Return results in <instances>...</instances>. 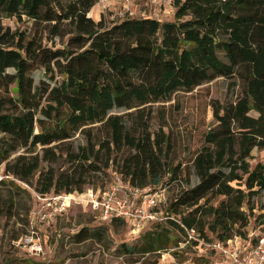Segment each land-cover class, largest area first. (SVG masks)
<instances>
[{"label": "trees", "instance_id": "16d2710c", "mask_svg": "<svg viewBox=\"0 0 264 264\" xmlns=\"http://www.w3.org/2000/svg\"><path fill=\"white\" fill-rule=\"evenodd\" d=\"M96 1L0 0V20L24 18L32 30L29 37L0 31L4 175L35 196L80 192L86 178L100 172L162 191L156 187L177 180L181 163L170 133L150 131L145 110L216 78L234 79L238 94L209 102L212 123L187 159L197 182L166 199L164 219L119 249L131 257L180 248L187 230L204 242L233 236L253 242L264 232L247 228L251 199L264 201V162L248 163L253 149L264 151V0H171L169 19L126 13L95 21L88 12ZM44 32L65 39L47 47ZM38 70L43 78L34 85ZM113 108L124 115L108 114ZM75 133L84 139L76 149L70 142ZM58 160L65 168L55 172L50 164ZM258 210L254 219L262 224L264 206ZM115 223L125 225L118 218L106 225ZM99 228L82 226L72 238L89 240ZM193 256L195 264L212 258Z\"/></svg>", "mask_w": 264, "mask_h": 264}, {"label": "rangeland", "instance_id": "374dc122", "mask_svg": "<svg viewBox=\"0 0 264 264\" xmlns=\"http://www.w3.org/2000/svg\"><path fill=\"white\" fill-rule=\"evenodd\" d=\"M136 1L138 2L135 5L136 9L139 8L146 12L145 6H141L146 0ZM97 11V5H94L92 15ZM136 16L146 15L136 14ZM168 17H163V19H169ZM93 18L97 19V17ZM30 26V22L24 18L0 20V31L3 32L6 29L9 36L14 32H23L26 37H29L32 32ZM63 39L65 37L60 39L47 36L45 32L42 33V41L47 47L60 46ZM7 72H12V70L8 69ZM32 77L36 85L38 79L43 78L42 71L33 72ZM12 88L13 85L10 86V95L15 96ZM238 91V84L234 79L216 78L199 85L190 92H176L168 101L153 103L145 110V113L149 115L150 131H155L160 127L164 132L170 133L175 162L181 163V174L177 176V180L156 187L163 191L162 198L159 200V209L162 210L166 199H169L176 191L190 187L197 182L190 165L187 164V159L191 151L199 145L201 132L207 130L212 123L209 102L212 100H217L219 103L230 101L238 94ZM124 113V110L116 108L108 112L110 115H124ZM70 142L76 149L78 145H83L84 139L79 133H75ZM35 152L40 157L39 147H36ZM256 162H264V151L256 149L251 151L248 163L252 166ZM63 163V160H58L50 166L55 172H59L65 168ZM40 165L46 166L45 163ZM0 174L4 175L3 165H0ZM112 179L113 175H107V172L106 174L101 172L91 174L86 178L87 183L83 189L102 187ZM166 179L167 176H164L163 181L166 182ZM184 179H187L188 183H185ZM1 181L0 264H191L194 261V251L188 247L175 249L170 247L155 254L128 257L122 254L119 245L121 243L134 244L139 234L136 236L130 233L127 225L100 223L90 211L86 209L83 211L79 206H71L65 213L53 217L48 222L33 221L30 224V211L38 203L33 190L10 178H3ZM216 201L217 199H213L210 204L214 205ZM251 202H254L255 209L252 211L253 216L247 228L259 232L264 231V222L260 224L262 218L254 219L263 212L258 208L264 206V201L260 197H255L251 199ZM82 226L100 228L93 238L76 243L72 235ZM30 227L33 228L38 239L40 251L37 253L30 251L29 246L23 242L25 235L29 234ZM171 234L177 238V241L182 240L179 233L173 231Z\"/></svg>", "mask_w": 264, "mask_h": 264}, {"label": "built area", "instance_id": "2783aa9c", "mask_svg": "<svg viewBox=\"0 0 264 264\" xmlns=\"http://www.w3.org/2000/svg\"><path fill=\"white\" fill-rule=\"evenodd\" d=\"M115 0H97L100 16L108 19L120 18L128 13L131 0H117L116 9L111 11L109 3ZM156 1V0H153ZM171 9V0H162ZM130 14V13H128ZM132 15V14H130ZM134 15V14H133ZM9 178L0 174V181ZM163 191H154L151 187L138 188L113 175V179L102 187L84 188L80 192H67L50 196H35L37 206L30 211L31 222H48L53 217L65 213L71 206H79L83 211H90L100 223H107L111 218L125 221V225L137 235L146 225L164 219L159 209V200ZM163 209V208H162ZM38 239L32 227L23 242L30 251L39 252ZM191 246L196 256H212L208 264H264V232L251 242L248 238L233 236L221 243L204 242L195 237L193 230L186 231V239L179 247Z\"/></svg>", "mask_w": 264, "mask_h": 264}, {"label": "crops", "instance_id": "0c3cea01", "mask_svg": "<svg viewBox=\"0 0 264 264\" xmlns=\"http://www.w3.org/2000/svg\"><path fill=\"white\" fill-rule=\"evenodd\" d=\"M117 3H118L117 0L109 3V8L111 11L116 9ZM136 3H138L136 0L130 1L129 6H128V13H130L132 15L133 14L134 15L139 14V15L158 17V18L170 16L171 9L162 0H156V1L146 0V1H144L141 6H145V8L147 9V11L145 10L146 12H144V10H140L139 8L136 9V6H135ZM94 5H96V4H94ZM93 6L90 8V10L88 12V16L96 21L100 18V12H99V7L97 6L98 11L94 15H92ZM151 7H152V9H151ZM93 17H97V19H94Z\"/></svg>", "mask_w": 264, "mask_h": 264}]
</instances>
